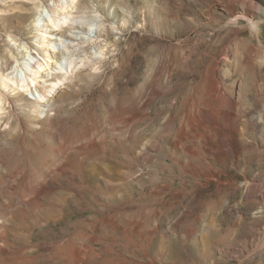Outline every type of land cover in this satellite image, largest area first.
<instances>
[{
  "label": "rangeland",
  "instance_id": "rangeland-1",
  "mask_svg": "<svg viewBox=\"0 0 264 264\" xmlns=\"http://www.w3.org/2000/svg\"><path fill=\"white\" fill-rule=\"evenodd\" d=\"M85 2L0 0V264H264V0Z\"/></svg>",
  "mask_w": 264,
  "mask_h": 264
},
{
  "label": "bare ground",
  "instance_id": "bare-ground-1",
  "mask_svg": "<svg viewBox=\"0 0 264 264\" xmlns=\"http://www.w3.org/2000/svg\"><path fill=\"white\" fill-rule=\"evenodd\" d=\"M83 4H85L84 7H86V8L89 7L88 4L85 2V0H79V4L77 5L78 10H80L79 8ZM69 7H70V5L66 6V8H69ZM74 7H75V5H74ZM78 10H76L75 12H79ZM64 11H65V9L64 10H60V11L58 10L57 12L60 13V14H65ZM49 19L50 20L48 22L47 21L46 22L45 21L44 22L43 21L38 22V20H36L35 23H34V26L43 25L42 27H44L45 29L49 30V32H51V33H45L46 34L45 37L50 39V40H53V39L57 40L58 37L55 38V36H54V35H57V34H60L61 36H66L69 39H73V38H76L77 36L74 33H72V31H76L77 29H81V28L84 29V30L85 29L86 30H90L91 29L89 27L87 28V26H84L83 24H77L74 21H70V19L69 20H64V22H61V20L60 21L57 20V17L53 16V15ZM67 28L71 31L70 33H68ZM104 32H105L104 28L103 29L101 27L96 28L97 37L103 36ZM40 34L44 35L43 32L40 33ZM82 38H86V37L82 36ZM90 39H91L90 42H89L90 44H96V45L101 46L99 41L97 40V38H96V40L93 39V38H90ZM36 44L40 45L38 43H36ZM63 45L65 46V48L62 50L63 53H65L68 50L67 49L68 47H69V49L71 48V45L67 44L66 41H63ZM22 48H24L28 52L32 51L31 46L28 45L27 43H22ZM48 48H50V46H48ZM46 49H47V47H46ZM71 59H73V58H71ZM47 61L48 62H53V60L51 58L47 59ZM73 61H74V59H73ZM7 62H8L7 59H3V63L1 65V69H0V72L2 73V77H0V78H1V81H2L3 85L6 88H8V90L12 89L13 91L17 92L18 95H22V96L24 95L25 96V94H27V92L33 91V85H34L37 88V90H39L41 92V97L36 99V102L40 103L41 105H44V103L46 104V101L50 102V101H52L51 100L52 98H56V97L61 95V93H62V91L64 89L63 82L61 83V82L58 81L57 83H50V84L42 86L41 84L35 82V79L30 78L28 75H26V79H24L23 77H15L14 75L9 74V73H7L8 75H6L5 71L7 70V67H6V63ZM37 64L39 65V68L36 71V75L39 76V80L40 81L48 82V81H52V80H57L58 79L59 76H58L57 72H51L50 73L48 68H47V66L43 62H40L39 60L37 61ZM68 64L71 66V62H68ZM48 65H49V63H48ZM61 68L62 69L63 68L67 69V66L62 65ZM56 69H57V64H56ZM51 74H52V76H51ZM43 77H46V79L45 80L42 79ZM48 92H52V94H48ZM0 101H2V99ZM0 104H2V103H0ZM0 109H4V108L0 107ZM213 118L215 119V117H213Z\"/></svg>",
  "mask_w": 264,
  "mask_h": 264
}]
</instances>
